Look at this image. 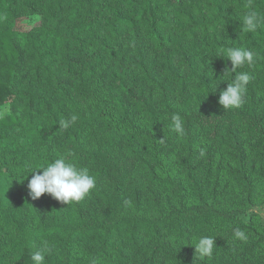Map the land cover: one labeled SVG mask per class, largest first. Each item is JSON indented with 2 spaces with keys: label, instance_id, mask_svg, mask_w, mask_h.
Masks as SVG:
<instances>
[{
  "label": "trees",
  "instance_id": "trees-1",
  "mask_svg": "<svg viewBox=\"0 0 264 264\" xmlns=\"http://www.w3.org/2000/svg\"><path fill=\"white\" fill-rule=\"evenodd\" d=\"M249 3L264 13V0H0V108L13 109L0 117V264H32L44 242L46 264H264V25L242 31ZM30 14L40 24L14 32ZM230 47L253 52L236 70L253 79L223 110ZM61 155L96 187L69 205L32 200L31 171ZM202 236L211 256L195 253Z\"/></svg>",
  "mask_w": 264,
  "mask_h": 264
},
{
  "label": "clouds",
  "instance_id": "clouds-1",
  "mask_svg": "<svg viewBox=\"0 0 264 264\" xmlns=\"http://www.w3.org/2000/svg\"><path fill=\"white\" fill-rule=\"evenodd\" d=\"M242 31L255 32L261 25H264V13L249 3L247 11L241 18ZM215 57V56H211ZM221 58L230 62L229 67H225L224 74L233 73V78L224 90H221L217 103L223 110L240 108L245 99L247 85L253 79L248 72H237L236 70L245 64L251 65L254 54L245 47L228 48L226 53L221 54ZM223 74V75H224ZM216 87V85H215ZM215 91V88H214ZM210 92V93H214ZM77 117L73 115L69 120H61L60 126L69 128ZM174 129L178 133H183V124L180 116H173ZM42 171H31V179L28 180V195L32 200L39 199L42 195H49L52 199L64 205L80 202L96 187V178L84 167H77L69 161L68 156L61 155L58 158L38 166ZM26 175L23 179H27ZM234 237L239 240H247L245 232L239 228L235 229ZM215 239L211 236H202L194 243L195 253L201 257L211 256ZM52 248L47 242L39 250L32 253L30 259L32 264H46V254Z\"/></svg>",
  "mask_w": 264,
  "mask_h": 264
},
{
  "label": "rangeland",
  "instance_id": "rangeland-1",
  "mask_svg": "<svg viewBox=\"0 0 264 264\" xmlns=\"http://www.w3.org/2000/svg\"><path fill=\"white\" fill-rule=\"evenodd\" d=\"M40 21L41 19L37 15H24L18 17L12 22V30L17 33H24L33 29L34 27H37L40 24ZM12 110V106L9 103L6 104L0 108V117L11 114ZM5 186V183H0V195H3ZM257 213L260 215V219L264 226V207L257 210Z\"/></svg>",
  "mask_w": 264,
  "mask_h": 264
}]
</instances>
